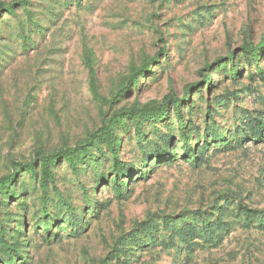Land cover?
I'll use <instances>...</instances> for the list:
<instances>
[{"label":"rangeland","instance_id":"rangeland-1","mask_svg":"<svg viewBox=\"0 0 264 264\" xmlns=\"http://www.w3.org/2000/svg\"><path fill=\"white\" fill-rule=\"evenodd\" d=\"M22 2L0 0V264H264V0Z\"/></svg>","mask_w":264,"mask_h":264},{"label":"trees","instance_id":"trees-1","mask_svg":"<svg viewBox=\"0 0 264 264\" xmlns=\"http://www.w3.org/2000/svg\"><path fill=\"white\" fill-rule=\"evenodd\" d=\"M26 4H27V0H23L22 5L24 6ZM7 12L8 13H13L12 7H9ZM162 51H164V50L162 49ZM243 52L246 55H250L251 56L250 59H253V60H257L258 55H259L258 49L257 48H252L250 46H245L244 49H243ZM230 69H231V74L234 73V71H235L234 67H230ZM172 102H173V109H175V113L177 115V121L179 122L180 125H182L183 117L180 116V109H179V106H178V101L174 100ZM261 129L264 130L263 127ZM182 133H183V131H182ZM182 136H184V134ZM91 137H93V135H91ZM106 140L109 141V145L111 147H113V140L109 136L106 138ZM73 151H74V149H66L65 150V154H66L67 160L71 159V157H72L71 155L73 154ZM70 163H72V162H70ZM27 168L32 170V166H30V164L27 165ZM46 177L49 178V173L46 175ZM1 181L2 180L0 179V182ZM244 212L246 213L247 216H252L254 214V211H251V210H248V209H244Z\"/></svg>","mask_w":264,"mask_h":264}]
</instances>
